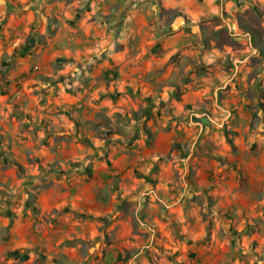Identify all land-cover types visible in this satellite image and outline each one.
<instances>
[{"label": "rangeland", "instance_id": "1", "mask_svg": "<svg viewBox=\"0 0 264 264\" xmlns=\"http://www.w3.org/2000/svg\"><path fill=\"white\" fill-rule=\"evenodd\" d=\"M0 264H264V0H0Z\"/></svg>", "mask_w": 264, "mask_h": 264}]
</instances>
